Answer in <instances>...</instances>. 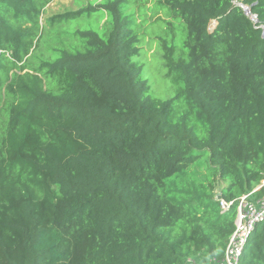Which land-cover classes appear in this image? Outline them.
I'll use <instances>...</instances> for the list:
<instances>
[{"label": "trees", "instance_id": "1", "mask_svg": "<svg viewBox=\"0 0 264 264\" xmlns=\"http://www.w3.org/2000/svg\"><path fill=\"white\" fill-rule=\"evenodd\" d=\"M52 1L0 0V264L222 260L236 209L223 212L218 181L227 202L264 181V0H158L177 86L165 101L135 61L149 0H102L45 27ZM98 11L107 38L65 30L56 59L31 66L45 28ZM201 161L205 180L190 171ZM240 264H264V221Z\"/></svg>", "mask_w": 264, "mask_h": 264}, {"label": "rangeland", "instance_id": "2", "mask_svg": "<svg viewBox=\"0 0 264 264\" xmlns=\"http://www.w3.org/2000/svg\"><path fill=\"white\" fill-rule=\"evenodd\" d=\"M102 0H53L50 4L45 8L44 15L42 17V21L44 26L46 27V21L48 18L53 16H57L60 14H64L70 11H78L84 7H87L89 4H98ZM158 2V0H149L147 4L148 9L146 14V9H141V17L144 19L143 15L146 18V21L140 23L141 28L138 30L141 35V53L140 56L135 59L137 63L142 66V77L147 81L150 87V94L158 99V100H168L173 98L176 95L177 86H175L171 80L167 77L168 70L165 66L164 60V52L161 48V42L159 41V37H166V24L164 22H158L156 16H154L153 8L154 5ZM129 14V12H127ZM160 17L165 18L164 13H160ZM140 18V17H138ZM142 20V19H139ZM76 29L81 30H95L102 37L107 38L110 31V22L109 16L106 13L98 11L91 16L85 18H81L78 21H74L64 25L60 29H48L45 28L43 31V36L40 39V45L33 52V56L31 58L30 64L32 67H36L42 60L56 59L57 55L55 54V49L62 44H65L70 39H64L61 35V32H74ZM59 33H57V31ZM176 45H178L179 49L182 44L183 34L180 28L177 27L176 33ZM171 39V36L168 37ZM180 40V42H179ZM75 44L76 43V40ZM70 43V41H69ZM178 49V51H179ZM207 167L208 163L204 161L199 162L198 164L191 167V173L200 180H205L207 177ZM224 183L218 181V186L215 189V194L221 195V186L224 187Z\"/></svg>", "mask_w": 264, "mask_h": 264}, {"label": "built area", "instance_id": "3", "mask_svg": "<svg viewBox=\"0 0 264 264\" xmlns=\"http://www.w3.org/2000/svg\"><path fill=\"white\" fill-rule=\"evenodd\" d=\"M216 198L223 212L236 209L235 230L229 239L225 256L222 260L211 259L208 263L199 256L190 257L185 264H240L247 244L258 225L264 221V181L235 201L227 202L219 200L217 196Z\"/></svg>", "mask_w": 264, "mask_h": 264}, {"label": "water", "instance_id": "4", "mask_svg": "<svg viewBox=\"0 0 264 264\" xmlns=\"http://www.w3.org/2000/svg\"><path fill=\"white\" fill-rule=\"evenodd\" d=\"M239 6H241V8H243V10L245 11V13H246L247 15H251V9H250L249 7L244 6L243 4H240ZM252 19H253V20H256V23H257V18H256V16H252ZM218 199L221 200V199H222V196L219 195Z\"/></svg>", "mask_w": 264, "mask_h": 264}]
</instances>
